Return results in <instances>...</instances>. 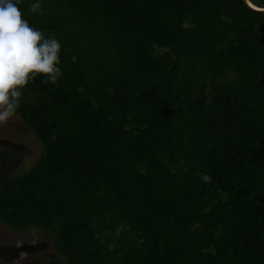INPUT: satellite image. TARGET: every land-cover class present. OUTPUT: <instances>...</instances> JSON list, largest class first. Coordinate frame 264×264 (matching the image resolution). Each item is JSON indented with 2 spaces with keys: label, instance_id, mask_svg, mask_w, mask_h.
<instances>
[{
  "label": "trees",
  "instance_id": "16d2710c",
  "mask_svg": "<svg viewBox=\"0 0 264 264\" xmlns=\"http://www.w3.org/2000/svg\"><path fill=\"white\" fill-rule=\"evenodd\" d=\"M18 7L60 43L61 75L22 90L16 115L40 148L28 170L0 174V222L51 234L64 259L41 264H264V12L242 0Z\"/></svg>",
  "mask_w": 264,
  "mask_h": 264
},
{
  "label": "clouds",
  "instance_id": "9594fccd",
  "mask_svg": "<svg viewBox=\"0 0 264 264\" xmlns=\"http://www.w3.org/2000/svg\"><path fill=\"white\" fill-rule=\"evenodd\" d=\"M22 0H0V125L17 114L22 90L38 75L55 83L61 75L60 43L29 26L18 5ZM39 4L31 5L36 12ZM183 163V162H181ZM186 170V169H185ZM203 183L212 177L201 174Z\"/></svg>",
  "mask_w": 264,
  "mask_h": 264
},
{
  "label": "rangeland",
  "instance_id": "374dc122",
  "mask_svg": "<svg viewBox=\"0 0 264 264\" xmlns=\"http://www.w3.org/2000/svg\"><path fill=\"white\" fill-rule=\"evenodd\" d=\"M23 98L25 95L22 93L21 99ZM39 148L40 143L33 133L21 122L19 116H13L6 124L0 125V174L2 175L6 169L18 173L28 170L38 156ZM7 156L17 158L16 162L9 163L6 161L9 158ZM143 162L151 164L152 158H145ZM50 239L51 234L39 229L13 231L0 222V262L2 264H41L60 258L62 255L55 251ZM66 255L79 257L72 252ZM121 259L120 256L115 258L114 263L120 264L124 261ZM131 259V256L126 257V260L131 261ZM80 263L84 264L82 261Z\"/></svg>",
  "mask_w": 264,
  "mask_h": 264
},
{
  "label": "water",
  "instance_id": "95a60500",
  "mask_svg": "<svg viewBox=\"0 0 264 264\" xmlns=\"http://www.w3.org/2000/svg\"><path fill=\"white\" fill-rule=\"evenodd\" d=\"M242 2L252 11L255 12H264V7H258L256 5H253L252 3L249 2V0H242Z\"/></svg>",
  "mask_w": 264,
  "mask_h": 264
},
{
  "label": "bare ground",
  "instance_id": "6f19581e",
  "mask_svg": "<svg viewBox=\"0 0 264 264\" xmlns=\"http://www.w3.org/2000/svg\"><path fill=\"white\" fill-rule=\"evenodd\" d=\"M250 2V1H249ZM251 3V2H250ZM253 4V3H252ZM254 5V4H253Z\"/></svg>",
  "mask_w": 264,
  "mask_h": 264
}]
</instances>
